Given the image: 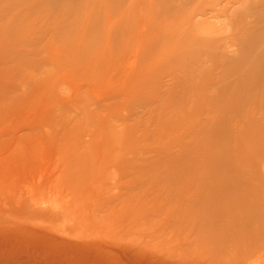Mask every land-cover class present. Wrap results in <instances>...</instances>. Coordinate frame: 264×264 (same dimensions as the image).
Instances as JSON below:
<instances>
[{
	"label": "rangeland",
	"instance_id": "1",
	"mask_svg": "<svg viewBox=\"0 0 264 264\" xmlns=\"http://www.w3.org/2000/svg\"><path fill=\"white\" fill-rule=\"evenodd\" d=\"M0 264H264V0H0Z\"/></svg>",
	"mask_w": 264,
	"mask_h": 264
}]
</instances>
